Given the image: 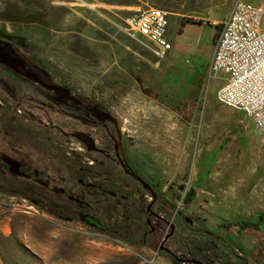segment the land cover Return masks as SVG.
Here are the masks:
<instances>
[{
	"label": "rangeland",
	"instance_id": "rangeland-1",
	"mask_svg": "<svg viewBox=\"0 0 264 264\" xmlns=\"http://www.w3.org/2000/svg\"><path fill=\"white\" fill-rule=\"evenodd\" d=\"M234 1L0 0V12L17 5L23 14L0 17V50L63 90L0 63V79L14 86L0 88L3 264H264V232L237 225L264 213V136L218 100L224 76L209 74ZM151 7L170 14L174 47L164 58L132 28ZM55 91L103 116L86 115ZM36 159L51 170L47 178L7 163ZM68 178L87 183L94 209L69 199ZM149 204L164 218L150 217ZM93 214L129 238L142 230L146 243L99 227ZM168 221L176 229L165 245L182 261L158 249Z\"/></svg>",
	"mask_w": 264,
	"mask_h": 264
},
{
	"label": "built area",
	"instance_id": "built-area-1",
	"mask_svg": "<svg viewBox=\"0 0 264 264\" xmlns=\"http://www.w3.org/2000/svg\"><path fill=\"white\" fill-rule=\"evenodd\" d=\"M132 28L159 58L173 50L169 11L151 7L140 11ZM210 76H224L217 98L245 113L264 136V5L235 0L215 38Z\"/></svg>",
	"mask_w": 264,
	"mask_h": 264
},
{
	"label": "trees",
	"instance_id": "trees-1",
	"mask_svg": "<svg viewBox=\"0 0 264 264\" xmlns=\"http://www.w3.org/2000/svg\"><path fill=\"white\" fill-rule=\"evenodd\" d=\"M43 11V10H40ZM21 8H19V6L16 5V9H11L8 7H5V9L3 11L0 12V17H4L5 19L8 20H13V19H21L22 15L21 14ZM32 17H34L32 14H30ZM217 27L220 28V24L217 25ZM219 34V32L217 31L216 35ZM216 37V36H215ZM16 60H20V59H16ZM31 72H33L35 75H37L38 77H40L43 81H45L48 84H52V82L45 76L42 75V73L38 70L33 68L31 70ZM56 92V91H55ZM57 94H60L59 92H56ZM8 99H10V101H12L13 103H19L18 102V96L16 94H12L11 92H9L8 94ZM22 102H20L21 104ZM100 123L103 125H107L106 122L101 118ZM18 167V166H17ZM24 171H22V174L27 175L29 178L33 179V180H42V178H47L48 174L50 173V169L41 161L39 160H35L33 162V164L27 166H23L22 167ZM17 169V168H16ZM191 193H189L188 197H191ZM188 198V199H189ZM111 202H113L114 200L111 198H108ZM121 203V202H120ZM259 221H262V224H264V213H261L259 215ZM259 222H252V221H248V222H242V223H238L237 225L239 226V228L241 229V231H246L248 229H261V227L258 226ZM97 225L99 227H102L103 229L107 230V231H111L116 233L117 235H121L123 238L130 240L132 242H141V243H146L145 242V233L142 230H137L135 232V235L132 238H129L128 236L125 235V233H123L118 227L114 226L113 224H111L108 220L101 218L99 216H97ZM263 253H264V249H262ZM179 259V258H178Z\"/></svg>",
	"mask_w": 264,
	"mask_h": 264
},
{
	"label": "flooded vegetation",
	"instance_id": "flooded-vegetation-1",
	"mask_svg": "<svg viewBox=\"0 0 264 264\" xmlns=\"http://www.w3.org/2000/svg\"><path fill=\"white\" fill-rule=\"evenodd\" d=\"M0 56L6 57L7 59L8 58L9 59H17L13 54L5 53L2 50H0ZM5 62H9V61H7V60L0 61V63H5ZM0 88H1V91H6L7 92L8 89L14 88V86L12 84V81L9 78H7L5 80L4 79L3 80L0 79ZM58 95H61V98L64 99V100L75 102L77 105H79L82 108V110H84V112L86 113V115L87 114H91V112H93V113H96V114L99 113L101 116H103L102 113L98 109H95L94 107L88 105L85 102H82L80 100L71 99V98H69L67 96H63L62 94H58ZM7 163L10 166V168H11V166H14L15 169L17 168L16 170H18L20 173H22V171H24L23 168H22V166H18L17 167L15 165V163H13L12 160H9ZM91 163H93V162H91ZM123 166L126 167L125 164H123ZM127 170L130 172V170L128 168H127ZM132 174H134V173L132 172ZM85 184H87V183L82 182V181H80V182H73L72 180H70V178H68V179H66V180L63 181V190L68 194V197H69L70 200H72V201H74V202H76V203H78V204H80V205H82L84 207H87L89 209H94L95 202L97 201V198H94V197L91 196V194H89V192L85 189ZM100 188H102L103 190L106 191V189L103 186H100ZM110 194L112 195V197L114 199H117V200L118 199H121L120 193L110 192ZM70 197H72V198H70ZM152 207H151L150 210L147 209V214L150 217L155 216V217L161 219V217H158V216L155 215L157 213H155L152 210ZM151 211L154 212L155 214H152ZM89 219L92 222H96L97 223V214H93V216H91ZM258 226L261 227V229L260 230L259 229H255V230H258L259 232H264V224H262V221H259ZM163 251H165V250H163ZM178 260L179 261H182L183 259L179 257ZM184 262H186L185 259L183 260V263Z\"/></svg>",
	"mask_w": 264,
	"mask_h": 264
},
{
	"label": "water",
	"instance_id": "water-1",
	"mask_svg": "<svg viewBox=\"0 0 264 264\" xmlns=\"http://www.w3.org/2000/svg\"><path fill=\"white\" fill-rule=\"evenodd\" d=\"M5 60L9 61L12 64V66L14 68H16V69H18V67H21V69H18V70H20L22 72V74L24 76L28 77L29 79H31L33 81H36L37 83H40V84H42V85H44V86H46V87H48L50 89L57 90V91H60V92L63 91L61 88H59L57 86H54L53 84L46 83L40 77H38L33 72H31V70H28L26 68L25 64L21 60L9 59V58L7 59L6 57L0 56V61H5ZM139 179L142 180L145 183V181L141 177H139ZM70 198H72V197H70ZM151 207H152V204H149V206H148L147 209L150 210ZM151 213L152 214H155L152 211H151ZM155 215L158 216V217L164 218L163 216H161L159 214H155ZM148 222H150V219H148ZM168 223H169V226H170V232H168L164 236V238L161 240L158 249L161 250V251L165 250L168 253H170L172 256H174L175 258H179L177 256V254H175L169 247H167L165 245V243L167 242V240L174 234L175 229H176V225H175L174 222L168 221ZM186 261L191 262L193 264H206L204 261H202L200 259H197V258H188V259H186ZM0 264H3V262L1 261V259H0Z\"/></svg>",
	"mask_w": 264,
	"mask_h": 264
},
{
	"label": "bare ground",
	"instance_id": "bare-ground-1",
	"mask_svg": "<svg viewBox=\"0 0 264 264\" xmlns=\"http://www.w3.org/2000/svg\"><path fill=\"white\" fill-rule=\"evenodd\" d=\"M18 69H21V67H18Z\"/></svg>",
	"mask_w": 264,
	"mask_h": 264
}]
</instances>
